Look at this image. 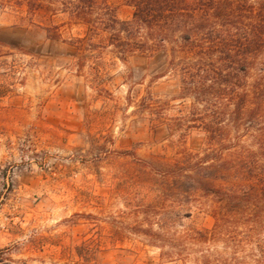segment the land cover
<instances>
[{"label": "rangeland", "instance_id": "obj_1", "mask_svg": "<svg viewBox=\"0 0 264 264\" xmlns=\"http://www.w3.org/2000/svg\"><path fill=\"white\" fill-rule=\"evenodd\" d=\"M67 21L0 3V264H264V217L250 227L253 208L230 218L198 188L216 144L180 129L178 75L161 55L121 61L48 37L85 33ZM245 128L230 148L251 142Z\"/></svg>", "mask_w": 264, "mask_h": 264}, {"label": "trees", "instance_id": "obj_2", "mask_svg": "<svg viewBox=\"0 0 264 264\" xmlns=\"http://www.w3.org/2000/svg\"><path fill=\"white\" fill-rule=\"evenodd\" d=\"M124 1L133 7L129 20L118 19L108 0H0V3L29 16L45 13L53 18L65 14L68 21L63 24L85 25L83 35L68 40L61 39V24L54 25L48 36L77 51L97 52L76 54L77 60L88 59L90 55L101 57L106 48H111L121 61L133 55L148 58L161 55L166 63L164 72H174L180 79L181 98L190 99L189 114L177 119L183 126L180 129L200 127L207 133L208 141L216 144L198 160L200 166L206 162L204 168L212 169L197 178L198 188L230 206V218L250 206L255 219L249 221L250 227L261 225L264 0ZM238 125L246 127V139L251 142L239 149L230 148L234 145L231 129ZM224 164L226 177L230 176L226 180L228 187L219 183L225 178L222 171L219 175Z\"/></svg>", "mask_w": 264, "mask_h": 264}]
</instances>
